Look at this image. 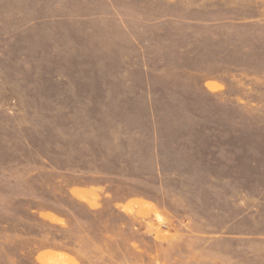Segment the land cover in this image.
Segmentation results:
<instances>
[{
    "label": "rangeland",
    "instance_id": "obj_1",
    "mask_svg": "<svg viewBox=\"0 0 264 264\" xmlns=\"http://www.w3.org/2000/svg\"><path fill=\"white\" fill-rule=\"evenodd\" d=\"M0 264H264V0H0Z\"/></svg>",
    "mask_w": 264,
    "mask_h": 264
}]
</instances>
